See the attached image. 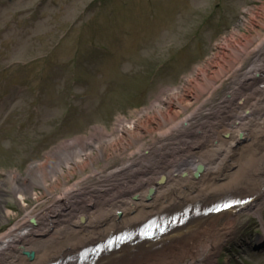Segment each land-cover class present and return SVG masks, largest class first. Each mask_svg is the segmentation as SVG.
Returning a JSON list of instances; mask_svg holds the SVG:
<instances>
[{"label":"bare ground","instance_id":"bare-ground-1","mask_svg":"<svg viewBox=\"0 0 264 264\" xmlns=\"http://www.w3.org/2000/svg\"><path fill=\"white\" fill-rule=\"evenodd\" d=\"M240 47H232L226 67L210 76L195 67L196 77L161 91L134 116H117L110 130L94 126L88 135L59 142L24 174L6 172L0 188L9 186L23 210L0 230V264H76L71 258L85 247L181 211L190 213L181 226L156 240L123 244L89 264H216L213 255L234 233L237 212L261 218L264 205V32L256 30ZM228 78L227 93L213 102ZM123 154L127 158L114 169L93 168L74 178L95 160ZM29 196L51 201L26 206ZM248 197L251 202L237 210L193 217L221 200Z\"/></svg>","mask_w":264,"mask_h":264},{"label":"rangeland","instance_id":"rangeland-1","mask_svg":"<svg viewBox=\"0 0 264 264\" xmlns=\"http://www.w3.org/2000/svg\"><path fill=\"white\" fill-rule=\"evenodd\" d=\"M256 30L264 32V0H0V180L8 171L24 174L63 140L88 135L94 126L110 130L117 116H134L161 91L196 77L195 67L209 76L226 67L232 47L241 48ZM231 81H223L213 102ZM126 158L95 160L74 178L114 169ZM39 200L29 196L24 204L51 201ZM22 210L2 185L0 230ZM237 213L215 263L264 264V249L246 244L262 233L264 205L261 218Z\"/></svg>","mask_w":264,"mask_h":264}]
</instances>
